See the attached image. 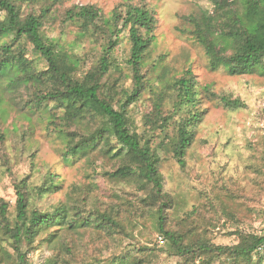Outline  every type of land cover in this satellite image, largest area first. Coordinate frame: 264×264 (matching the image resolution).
Listing matches in <instances>:
<instances>
[{
  "label": "rangeland",
  "instance_id": "obj_1",
  "mask_svg": "<svg viewBox=\"0 0 264 264\" xmlns=\"http://www.w3.org/2000/svg\"><path fill=\"white\" fill-rule=\"evenodd\" d=\"M22 19L41 17V34L53 41L72 66V77L84 80L100 62L107 38L85 32L66 13L82 6H94L102 15L113 10L122 15L128 6L150 9L156 19L155 36L145 58L141 75L148 80L138 100L127 108L130 128L143 144H149L160 156L159 171L163 191L171 198L166 211L167 227L180 234H194L215 246L238 243L232 235L260 234L264 229V76H231L223 68L212 71L203 47L194 39L188 18L211 12L209 0H11ZM6 14L0 10V20ZM113 50L114 65L101 80L102 92L115 109L133 89L132 72L126 64L130 43L126 33ZM24 56L39 69L45 64L23 41ZM188 70L195 76L197 88L207 87L215 97L202 92L198 104L205 111L195 128V138L182 167L173 156L177 124L182 112H174V93L170 87ZM143 77V78H144ZM6 81L0 84L4 106L0 110V204H8L13 225L17 215L16 187L25 186L29 212L72 214L79 205L86 212H108L123 226L119 232L87 229L78 234H62L56 244L47 242L48 233L37 237L27 255L28 264H123L130 259L138 264H179L167 242L160 243L153 209L146 208L147 194L134 183L112 179L120 166L114 138V150L99 147L74 162L62 156L67 148L65 132L88 134L99 127L95 119L84 125L64 124L63 111L52 109L41 114L28 108L36 89L18 88L8 92ZM239 99L245 107H222L219 97ZM167 118L163 129L151 126L157 109ZM52 108V106H50ZM151 123V124H150ZM63 131V133H60ZM122 152V154H124ZM55 186V187H54ZM206 235H203L205 234ZM25 250L27 248H24ZM145 249L146 251H142ZM12 254L11 241L0 234V264L4 253ZM264 264V252L259 254ZM255 260L258 256L253 257ZM10 259L8 264H11ZM192 264V263H191ZM193 264H199V260ZM213 264H230L217 258Z\"/></svg>",
  "mask_w": 264,
  "mask_h": 264
},
{
  "label": "trees",
  "instance_id": "obj_2",
  "mask_svg": "<svg viewBox=\"0 0 264 264\" xmlns=\"http://www.w3.org/2000/svg\"><path fill=\"white\" fill-rule=\"evenodd\" d=\"M209 1L213 6L212 11L191 16L188 22L194 27L191 34L203 47L210 69L217 71L223 68L231 76H264V0ZM0 10L6 14L0 20V84L6 81L4 89L11 92L18 88H35L37 93L27 107L33 111L39 110L41 114L49 113L52 109L63 111L64 124L82 126L92 118L99 123V127L88 134L64 133L67 148L63 149L62 156L67 163L100 150L101 146H109L108 152H112L114 148L109 141L114 138L121 147L117 151L118 156L123 157L120 158L121 166L109 176L117 181L137 184L147 194L145 207L153 209L157 233L163 244H169L172 255L181 260L179 264H193L197 260L199 264H213L217 258H223L230 264H261L259 254L264 252V229L260 234L243 233L236 229L232 235L237 236V244L215 246L204 238L195 240L194 234H180L167 227L166 211L170 209L172 201L163 191L160 156L149 144H143L140 136L131 130L127 116V108L138 100L148 83L141 72L155 38L156 19L150 9L128 6L124 15L113 10L104 16L94 6H82L66 13L70 21L79 22L85 32H93L94 38L98 35L107 38L99 65L82 81L72 77L73 68L68 58L60 49H56L53 41L41 34L43 23L40 16L22 19L11 0H0ZM123 32L130 43L126 64L132 72L134 84L131 92L126 94L123 102L119 101L118 109H115L102 92L101 80L114 65L113 50ZM23 41L32 45L33 52L44 61L45 69H39L24 56ZM170 87L174 93V112L183 114L172 144L173 156L183 167L186 152L195 138V128L205 115V111L198 109L201 94L215 96L207 87L202 90L197 88L191 70L176 79ZM219 101L222 107L230 110L245 107L239 99L221 96ZM3 106L4 99L0 95V110ZM157 116L159 118L150 124L163 129L167 118L162 116L161 104ZM4 139L5 132L0 131V143ZM25 189L22 185L16 187L17 215L13 225L8 218V204H0V234L11 241L12 247V254L3 252L6 264L10 259L11 264H28V251L43 233H48L46 239L52 245L62 234H78L87 229L104 233L123 230V226L116 223L110 213L86 212L83 205H79L72 214H63L61 210L52 213L29 212ZM254 256H258V259L255 260ZM138 262L130 259L123 261V264Z\"/></svg>",
  "mask_w": 264,
  "mask_h": 264
},
{
  "label": "built area",
  "instance_id": "obj_3",
  "mask_svg": "<svg viewBox=\"0 0 264 264\" xmlns=\"http://www.w3.org/2000/svg\"><path fill=\"white\" fill-rule=\"evenodd\" d=\"M160 243H161V244H163V241H162V239H160Z\"/></svg>",
  "mask_w": 264,
  "mask_h": 264
}]
</instances>
